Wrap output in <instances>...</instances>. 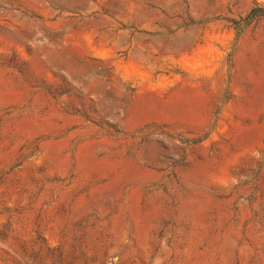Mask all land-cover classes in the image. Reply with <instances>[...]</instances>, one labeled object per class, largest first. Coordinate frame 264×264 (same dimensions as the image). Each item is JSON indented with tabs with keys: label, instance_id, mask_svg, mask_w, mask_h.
Listing matches in <instances>:
<instances>
[{
	"label": "rangeland",
	"instance_id": "1",
	"mask_svg": "<svg viewBox=\"0 0 264 264\" xmlns=\"http://www.w3.org/2000/svg\"><path fill=\"white\" fill-rule=\"evenodd\" d=\"M0 264H264V0H0Z\"/></svg>",
	"mask_w": 264,
	"mask_h": 264
}]
</instances>
